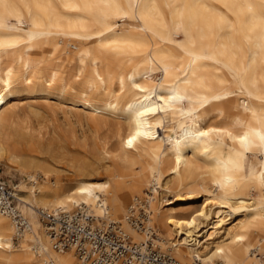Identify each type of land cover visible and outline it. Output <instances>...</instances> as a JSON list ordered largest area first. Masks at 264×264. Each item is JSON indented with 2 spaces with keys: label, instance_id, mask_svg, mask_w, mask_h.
Returning <instances> with one entry per match:
<instances>
[{
  "label": "bare ground",
  "instance_id": "6f19581e",
  "mask_svg": "<svg viewBox=\"0 0 264 264\" xmlns=\"http://www.w3.org/2000/svg\"><path fill=\"white\" fill-rule=\"evenodd\" d=\"M51 101L115 140L99 161L72 155L68 182L14 141ZM0 156L23 175L13 186L30 222L17 234L0 211L2 264H81L42 221L58 207H86L141 242L148 229L127 220L136 198L183 263L262 264L264 0H16L7 19L0 8Z\"/></svg>",
  "mask_w": 264,
  "mask_h": 264
},
{
  "label": "built area",
  "instance_id": "2783aa9c",
  "mask_svg": "<svg viewBox=\"0 0 264 264\" xmlns=\"http://www.w3.org/2000/svg\"><path fill=\"white\" fill-rule=\"evenodd\" d=\"M17 202L15 187L0 179V211L14 220L20 234L30 227V222ZM40 214L54 247L73 249L81 264H185L155 242L158 235L147 226L148 199L136 198L127 214L128 222L136 230L148 229L147 238L141 242H134L119 222L99 220L86 207L72 210L58 207L52 211L40 210ZM262 259L264 264V255ZM192 264L203 262L196 257Z\"/></svg>",
  "mask_w": 264,
  "mask_h": 264
},
{
  "label": "rangeland",
  "instance_id": "374dc122",
  "mask_svg": "<svg viewBox=\"0 0 264 264\" xmlns=\"http://www.w3.org/2000/svg\"><path fill=\"white\" fill-rule=\"evenodd\" d=\"M119 22L124 23L122 27L130 21L120 20ZM159 77V73L154 75L155 79ZM81 116L83 115H80L75 108L70 109L66 104L61 105L53 101L44 102L41 115L24 116L17 126V130L25 135V139L18 137L14 139L19 144V152L23 155L34 153L44 158L54 169L51 180L71 181L75 177L74 167L70 165L72 155L84 157L93 162L99 161L102 155L101 149L115 141L110 128L98 129L87 123H80ZM164 129L160 128V131ZM46 144H50L51 148H44ZM33 145L36 146L34 151L30 150V147H34ZM249 161H254L253 156L249 157ZM39 177L42 178L41 175ZM22 178L23 175L17 167L8 163L5 156H0V179L13 185L21 182ZM96 178L102 179L105 175L99 174ZM25 184L27 187L32 185L27 180ZM166 197L175 198V194L171 193ZM14 237L17 241V236L14 235Z\"/></svg>",
  "mask_w": 264,
  "mask_h": 264
},
{
  "label": "clouds",
  "instance_id": "9594fccd",
  "mask_svg": "<svg viewBox=\"0 0 264 264\" xmlns=\"http://www.w3.org/2000/svg\"><path fill=\"white\" fill-rule=\"evenodd\" d=\"M0 8L4 10L5 18L14 15V9L16 8V0H0ZM19 19L18 16L15 17Z\"/></svg>",
  "mask_w": 264,
  "mask_h": 264
},
{
  "label": "snow or ice",
  "instance_id": "6c2138e0",
  "mask_svg": "<svg viewBox=\"0 0 264 264\" xmlns=\"http://www.w3.org/2000/svg\"><path fill=\"white\" fill-rule=\"evenodd\" d=\"M137 87H139V86H137ZM160 99H161L165 104H167L169 101L180 99V97H179V96H175V95H173V96L168 97L166 100H165L163 97H161ZM156 111H157V109H156L155 107H150V108L145 109V112H142L140 115H141V116H144V115H146V114H148V113H154V112H156ZM138 134H140V133H138ZM201 135H203V136H207L208 133L204 132V133H201ZM134 139H135V137L130 138V139L128 140V144L131 145ZM242 139H243V138H242Z\"/></svg>",
  "mask_w": 264,
  "mask_h": 264
}]
</instances>
